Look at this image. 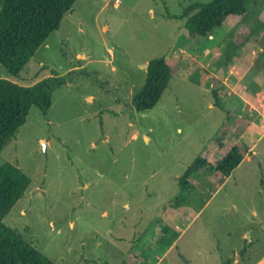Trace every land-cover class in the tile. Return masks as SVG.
I'll list each match as a JSON object with an SVG mask.
<instances>
[{"label": "rangeland", "instance_id": "obj_1", "mask_svg": "<svg viewBox=\"0 0 264 264\" xmlns=\"http://www.w3.org/2000/svg\"><path fill=\"white\" fill-rule=\"evenodd\" d=\"M210 1L77 0L18 76L0 64V79L22 86L64 81L0 152L31 181L2 222L55 264L262 260L264 0L248 1L240 33L227 24L191 43L179 17ZM171 54L168 88L137 111L144 66ZM233 146L244 160L229 177L205 170L180 188L197 158L215 164Z\"/></svg>", "mask_w": 264, "mask_h": 264}, {"label": "trees", "instance_id": "obj_2", "mask_svg": "<svg viewBox=\"0 0 264 264\" xmlns=\"http://www.w3.org/2000/svg\"><path fill=\"white\" fill-rule=\"evenodd\" d=\"M76 1L0 0V64L11 75L18 76L50 35L60 28ZM248 1L196 2L186 7L179 18L186 20L187 35L193 39L191 43L207 40L227 24L235 25L231 35H236L237 26L242 28L254 18L247 6ZM238 39L231 43L237 46L241 43ZM174 57L171 54L148 63L146 84L133 97L137 111L145 112L158 104L175 70ZM63 83L60 77H48L32 86L0 79V152L26 123L32 107L46 114L52 105L54 91ZM214 97L216 105L224 108L217 91H214ZM206 157L197 158L180 177L179 186L183 191L195 189L192 180L200 172L209 170L229 177L244 160L239 146L231 147L215 164ZM30 184V178L17 166L11 163L0 166V264H55L2 222L24 197ZM172 205L179 207L182 201L176 199ZM132 256L136 260L138 255Z\"/></svg>", "mask_w": 264, "mask_h": 264}, {"label": "crops", "instance_id": "obj_3", "mask_svg": "<svg viewBox=\"0 0 264 264\" xmlns=\"http://www.w3.org/2000/svg\"><path fill=\"white\" fill-rule=\"evenodd\" d=\"M248 133V130L246 129L245 131H244V135H246ZM255 133V130H253V132H251V134H252V136H254L253 134ZM238 258H239V256H237L236 255V259L238 260ZM247 259H249V258H247ZM240 260H243V259H240ZM240 261L238 260V263H239ZM264 264V256L262 257V260L260 259L259 261H258V264ZM237 264V263H236Z\"/></svg>", "mask_w": 264, "mask_h": 264}, {"label": "water", "instance_id": "obj_4", "mask_svg": "<svg viewBox=\"0 0 264 264\" xmlns=\"http://www.w3.org/2000/svg\"><path fill=\"white\" fill-rule=\"evenodd\" d=\"M144 68L148 69V65H145ZM46 145V144H45Z\"/></svg>", "mask_w": 264, "mask_h": 264}]
</instances>
